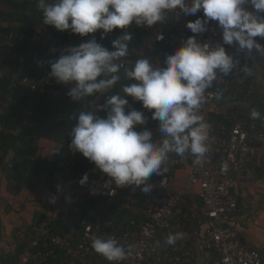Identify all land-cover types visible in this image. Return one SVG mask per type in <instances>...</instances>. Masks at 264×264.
<instances>
[{"label":"built area","instance_id":"obj_1","mask_svg":"<svg viewBox=\"0 0 264 264\" xmlns=\"http://www.w3.org/2000/svg\"><path fill=\"white\" fill-rule=\"evenodd\" d=\"M166 4L169 27L160 23L159 0H134L108 23L95 26L98 39H63L57 51L79 62L67 75H27L32 51L19 53L16 48L25 39L33 44L36 40L14 32L2 35L0 48L15 63L16 71L8 91L0 92V133L6 132L5 111L18 87L30 90L22 109L25 123L48 95L78 101L85 116L79 140L70 146L71 158L61 173L66 182L96 112L109 99L110 80L134 67L141 75L140 86L128 110L116 111L114 116L136 131L144 130L163 112L170 113L164 120L175 125L185 123L176 115L186 117L188 129L180 141L186 153L163 156L162 166L191 170L190 183L199 188L201 204L190 201L188 189L172 187L169 175L151 179L132 174L129 184L141 196L121 205L131 214L130 220L109 219L75 198L37 225L14 230L15 245L21 248L18 263L5 261L9 250L0 239V264H168L174 258L179 261V254L189 261L199 246L213 253L212 264H264V256L242 241L233 227L241 210L236 178L248 162L264 166V116L259 127L248 126L235 111L225 121L210 119L218 101L215 89L223 86L243 92L248 81L251 61L237 52L238 29L245 21L264 19V0H168ZM117 194L111 190L108 202ZM63 212L74 224L61 234L54 224ZM202 220L208 225L201 235L195 230Z\"/></svg>","mask_w":264,"mask_h":264},{"label":"trees","instance_id":"obj_2","mask_svg":"<svg viewBox=\"0 0 264 264\" xmlns=\"http://www.w3.org/2000/svg\"><path fill=\"white\" fill-rule=\"evenodd\" d=\"M168 0H159V10L162 20L160 23L169 27ZM41 0H0V37L10 32L25 35L36 40V44L26 39L18 44L16 50L23 53L32 51V56L27 61L25 73L33 77H39L47 72L56 75H67L79 66V62L62 55L57 51L59 43L70 36L91 37L98 39L94 33L95 26L106 24L112 16H118L119 12L129 8L134 0H46L44 9H40ZM246 29V30H245ZM257 30L248 36L252 30ZM239 39L246 37L253 41L264 37V19L245 21L238 29ZM238 53L248 58V54L240 44ZM254 61L251 62V71L243 92L228 90L225 87H217L216 93L219 103L231 104L228 115L235 111L248 125L259 127L264 116V100L257 85L258 68L262 70L264 81V42L259 50L253 53ZM192 66V61H190ZM184 66L186 64L184 63ZM89 69V66H88ZM16 71L15 63L5 55L0 48V92H7L12 76ZM89 73V72H88ZM98 74V70L95 69ZM231 77V73H225ZM140 72L130 67L125 71L115 74L109 99L96 112L91 126V132L87 135L82 152L75 156V164L72 166L67 182L76 180L90 182L103 177L106 167L116 156L128 155L137 157L148 153V135L152 128L158 127L170 113L163 112L142 131H136L133 126L118 121L114 112L127 111L133 102V95L140 86ZM30 96V90L18 87L13 95V104L6 109L4 124L6 132L0 133V171L6 172L8 190L18 193L24 189L34 190L41 184H45L52 193H57L60 182L63 180L61 173L66 163L71 158L70 146L78 140L84 120V110L78 101H72L62 97L48 95L28 121L22 120V109ZM250 103L248 111H244L241 102ZM176 117L182 119L185 124L186 117L181 113ZM211 120L225 121L224 116L212 114ZM19 130L18 133L15 131ZM40 139H47L55 143V149L50 159L39 156ZM95 147L93 157L87 155L91 147ZM185 149L177 147L169 156L185 154ZM169 168L162 167V162L152 159L149 171L132 170L134 175L146 176L151 179L169 175ZM129 172L121 174L119 187L114 188L118 194L113 202H108L109 192L102 193L95 199L86 200L81 197L83 207L92 205L109 219L128 221L131 214L121 210L124 202L139 199L141 195L134 191L129 184ZM45 217L40 216L32 226L37 225ZM74 222L63 212L54 224V229L63 234L70 231ZM31 226V227H32ZM21 248L16 246L9 250L8 263H18ZM168 264H189L187 259L180 256ZM191 261H193L191 259Z\"/></svg>","mask_w":264,"mask_h":264},{"label":"crops","instance_id":"obj_3","mask_svg":"<svg viewBox=\"0 0 264 264\" xmlns=\"http://www.w3.org/2000/svg\"><path fill=\"white\" fill-rule=\"evenodd\" d=\"M246 30V29H245ZM257 30H252L248 34L251 36ZM264 42V37L251 41L242 37V49L248 54L251 62L257 61L253 58V53L259 50ZM245 56V55H244ZM257 85L262 87L264 81L260 76L261 69L258 68ZM260 72V73H259ZM262 75V73H261ZM262 98L264 100V92ZM244 111H248L250 103L243 101L240 103ZM231 104H221L216 102L212 108V114L226 117ZM188 126L175 125L168 120H164L158 127L149 131L148 143L149 152L139 155L143 156V162L135 161L137 157L122 155L113 158L106 167L107 173L100 178L90 182L74 181L60 182L57 193L48 190L45 184H41L34 190L24 189L18 193L8 190V181L5 171H0V239H3L8 250L15 247L14 230L17 228H29L40 216L60 212L63 208L72 203L75 198L81 200H92L102 193L115 190L119 187L121 174L132 170L149 171L152 159L162 162L165 155H170L180 146L183 134ZM39 156L44 159H50L55 149V143L40 139ZM95 147L87 152V155L93 157ZM186 152V151H185ZM163 167V166H162ZM191 170L179 168L169 171L172 187L175 189H188L190 201L198 200L199 188L193 187L190 183ZM177 183V184H176ZM184 184H187L185 187ZM236 193L239 199L241 210L233 222L234 229L238 232L240 239L249 243L264 256V166L255 167L251 162L246 163L245 171L236 178ZM81 197V198H80ZM92 206V205H90ZM208 224L202 220L197 223L196 232L203 233ZM194 256L188 261L189 264H212L213 253L202 246L193 249Z\"/></svg>","mask_w":264,"mask_h":264},{"label":"rangeland","instance_id":"obj_4","mask_svg":"<svg viewBox=\"0 0 264 264\" xmlns=\"http://www.w3.org/2000/svg\"><path fill=\"white\" fill-rule=\"evenodd\" d=\"M261 72H262V70H261ZM260 73V72H259ZM260 76H261V73H260ZM264 83V82H263ZM260 91L261 92H264V85L262 86V87H260ZM262 94V93H261ZM264 94V93H263ZM139 157V158H138ZM137 158L138 159H135V161H139V162H143V156H137ZM177 184V183H176ZM184 186L186 187L187 186V184H184ZM135 199H137V198H135Z\"/></svg>","mask_w":264,"mask_h":264}]
</instances>
